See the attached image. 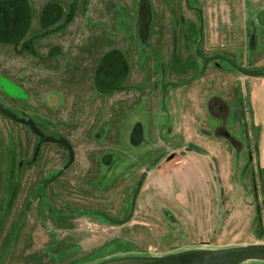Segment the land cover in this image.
Here are the masks:
<instances>
[{
	"label": "rangeland",
	"instance_id": "rangeland-1",
	"mask_svg": "<svg viewBox=\"0 0 264 264\" xmlns=\"http://www.w3.org/2000/svg\"><path fill=\"white\" fill-rule=\"evenodd\" d=\"M263 9L0 0V103L16 116L0 111V264H153L264 244V75L205 65L222 54L264 71ZM29 10L33 25L53 29L57 12L71 24L39 41L47 29L32 25L27 44Z\"/></svg>",
	"mask_w": 264,
	"mask_h": 264
},
{
	"label": "water",
	"instance_id": "water-1",
	"mask_svg": "<svg viewBox=\"0 0 264 264\" xmlns=\"http://www.w3.org/2000/svg\"><path fill=\"white\" fill-rule=\"evenodd\" d=\"M264 12V10H263ZM259 19L261 14L257 16ZM224 60L228 62L234 69L245 76H262L264 71L252 70L246 66L237 64L230 57L218 54L215 56H210L205 61L207 65L210 61L214 60ZM175 83H166L163 85V89L167 88L169 85ZM0 111L12 118L16 119V116L12 114L5 106L0 103ZM21 123L29 125L33 131L42 139L47 141H60L65 143L72 152V147L69 145L68 141L64 138L57 140L53 137H47L42 132V130L37 126L36 122L32 119H18ZM41 144L37 146V153L39 152ZM43 193V186H39L35 192L34 196L41 195ZM131 214L122 220L124 222L130 219ZM249 260H261L264 261V244H252L239 247L230 248H220L211 250H188L180 253H176L167 257H164L153 264H237L239 262H245ZM108 264H140L139 262L133 261H120Z\"/></svg>",
	"mask_w": 264,
	"mask_h": 264
},
{
	"label": "crops",
	"instance_id": "crops-1",
	"mask_svg": "<svg viewBox=\"0 0 264 264\" xmlns=\"http://www.w3.org/2000/svg\"><path fill=\"white\" fill-rule=\"evenodd\" d=\"M68 11L70 12V10H68ZM64 12L66 13V11H64ZM28 13L29 14L27 16V20L25 21V23L23 22V24H22V33H21L22 34V37L24 38V40L27 41L26 42L27 44L31 43L30 42V39H31V35L32 34H31L30 30H31V27L33 25L32 24V20H33V16H34V14H32L30 10L28 11ZM57 14H59L60 17H59V19L57 21H55L54 28L53 29H51V28L48 29L49 26L46 23H44V26L40 25L39 22H38V25H35V24L33 25V28L36 26L38 29H40V27H42V28L44 27V29H47L44 34H42L40 37L37 38L38 41L40 39H46L50 35H55L56 36V35L61 34V33H66V30L68 29V28L66 29V26L68 25V23H66V21H65L66 18H67V16H65L66 14H64V13H63L64 14L63 15L61 12H57ZM64 22H65V24L63 26V23ZM70 24L71 23H69V25ZM69 25L67 27H69ZM13 29H14V32L15 33H19L18 32V28H12V31H13ZM34 35H32V36H34ZM38 41H34V43H37ZM54 41L56 42V40H54ZM50 42L51 41H47V44L49 45ZM12 43H14V41ZM40 44H41V42H40ZM33 48H34V51L33 52L36 53L37 52V47L34 44H33Z\"/></svg>",
	"mask_w": 264,
	"mask_h": 264
},
{
	"label": "flooded vegetation",
	"instance_id": "flooded-vegetation-1",
	"mask_svg": "<svg viewBox=\"0 0 264 264\" xmlns=\"http://www.w3.org/2000/svg\"><path fill=\"white\" fill-rule=\"evenodd\" d=\"M263 10H264V9H263ZM263 10H262V13H264ZM225 56H226V55H225ZM217 60H219V59H217ZM223 61H224V60H223ZM212 62H213V61H212ZM244 76H245V75H244Z\"/></svg>",
	"mask_w": 264,
	"mask_h": 264
},
{
	"label": "trees",
	"instance_id": "trees-1",
	"mask_svg": "<svg viewBox=\"0 0 264 264\" xmlns=\"http://www.w3.org/2000/svg\"><path fill=\"white\" fill-rule=\"evenodd\" d=\"M10 27V26H9ZM13 28V26H11V29ZM52 58H55L54 56Z\"/></svg>",
	"mask_w": 264,
	"mask_h": 264
}]
</instances>
